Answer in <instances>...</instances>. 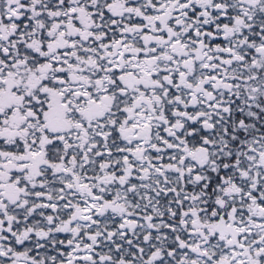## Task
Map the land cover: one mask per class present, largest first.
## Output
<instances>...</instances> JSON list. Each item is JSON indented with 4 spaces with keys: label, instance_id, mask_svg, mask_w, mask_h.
Instances as JSON below:
<instances>
[{
    "label": "snow or ice",
    "instance_id": "1",
    "mask_svg": "<svg viewBox=\"0 0 264 264\" xmlns=\"http://www.w3.org/2000/svg\"><path fill=\"white\" fill-rule=\"evenodd\" d=\"M0 264H264V0H0Z\"/></svg>",
    "mask_w": 264,
    "mask_h": 264
}]
</instances>
